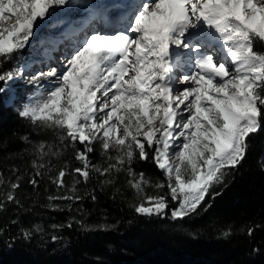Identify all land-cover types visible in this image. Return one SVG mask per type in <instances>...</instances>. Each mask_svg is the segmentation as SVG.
Instances as JSON below:
<instances>
[{"label":"snow or ice","instance_id":"1","mask_svg":"<svg viewBox=\"0 0 264 264\" xmlns=\"http://www.w3.org/2000/svg\"><path fill=\"white\" fill-rule=\"evenodd\" d=\"M73 3L0 0V67L29 46L38 31L59 27L63 21L57 9ZM92 18L102 27L73 41L61 68L25 77L31 65L17 60L0 72V95L22 78L34 86L18 115L52 131L59 141L55 151L37 144V159L59 157L71 148L79 162L74 168L66 162L49 176L57 192L48 196L46 206L71 209V202L84 199L78 184L96 176L101 187L112 185L123 172L135 192L137 202L130 206L137 215L164 218L170 213V219L181 220L195 214L206 197L219 195L216 188L226 185L245 159L250 136L264 126V51L255 48L256 42L264 43V0H117ZM82 31L63 35L69 39ZM96 145L103 164L90 158ZM149 160L166 182L153 183L135 169L137 161ZM32 166L34 188L40 184L37 177L55 167L36 159ZM66 175L73 177L71 187ZM22 179L17 175L7 184L9 190L0 192V211L6 202L20 203L15 192ZM147 186L167 192L146 195ZM86 194L96 199L95 189ZM81 225L86 230L115 227ZM33 231L43 229L39 224L22 229V237L31 239ZM253 231L249 228L248 235ZM230 234L222 233L225 238Z\"/></svg>","mask_w":264,"mask_h":264},{"label":"trees","instance_id":"2","mask_svg":"<svg viewBox=\"0 0 264 264\" xmlns=\"http://www.w3.org/2000/svg\"><path fill=\"white\" fill-rule=\"evenodd\" d=\"M255 48L264 51V43L256 42ZM25 136L29 141L23 139ZM40 142L46 144V151L48 146L53 151L59 147L52 131L34 127L18 115L15 105L5 103L4 94L0 95V173L5 179L0 192L9 190L7 184L15 182L17 175L23 177L15 192L20 203L6 202L0 211V264H264V126L250 136L245 159L226 185L216 188L219 195L206 197L195 214L181 220L170 219V213L164 218L137 215L130 206L137 202L135 192L128 187L123 172L116 174L112 185L101 187L96 176L87 184H78L84 199L71 202V209L48 208V196L57 192L49 176H55L66 162L73 168L79 162L71 148L59 157L37 159L33 149ZM90 158L93 163H104L99 145ZM34 159L55 166L37 177V188L29 183L35 171ZM134 167L153 183L165 181L162 171L150 160L137 161ZM14 169L18 171L14 173ZM65 181L71 187L73 177L66 175ZM93 189L95 200L86 194ZM157 191L163 194L167 188H145L146 195ZM81 221L89 227H115L86 230ZM37 224L43 231H33L31 239H24L22 229H34ZM54 224L65 227L53 228ZM249 228L254 229L251 235ZM225 230L231 232L227 238L222 235ZM52 235L60 239L53 241Z\"/></svg>","mask_w":264,"mask_h":264},{"label":"rangeland","instance_id":"3","mask_svg":"<svg viewBox=\"0 0 264 264\" xmlns=\"http://www.w3.org/2000/svg\"><path fill=\"white\" fill-rule=\"evenodd\" d=\"M114 1L115 0H74V3L70 8L57 9V18L61 19L63 23L55 29L49 28L47 30L41 29L38 31L36 35L30 40L29 46L22 50L19 55L14 54L10 60L3 63V66L0 67V72L12 68L17 60H20L21 63L31 65V67L26 70L24 74L25 77L34 75L38 71H48L52 67L61 68L64 62L62 60L59 61L57 58H67L66 53L70 54L73 41H79L83 39L84 33L90 32L92 28H99V22L94 21L93 18L91 21L87 20V17H93L90 11L92 8L90 7L104 8V6L111 4ZM81 22H87V27L82 28L81 25H79L78 28L77 26ZM81 28L83 31L79 32L78 35L72 36L69 39L64 38L63 34L65 32H72ZM53 34L54 37L58 36V40H62L63 43L59 45V47L54 44L52 46L53 52H51L50 50H52V47L50 44L53 37L49 36ZM42 46H44L45 49L44 53H49L50 51L51 56L49 57H51V59H49V57L45 58L42 54L37 52L38 48ZM34 91V86L26 84L23 78L16 80L12 91L4 93L5 103L15 105V108L18 110L23 103L27 102V97Z\"/></svg>","mask_w":264,"mask_h":264},{"label":"bare ground","instance_id":"4","mask_svg":"<svg viewBox=\"0 0 264 264\" xmlns=\"http://www.w3.org/2000/svg\"><path fill=\"white\" fill-rule=\"evenodd\" d=\"M102 10H103L102 7L92 8V9H91V13L102 12ZM87 20H88V21H91V20H92V17H87ZM95 20H97V19H95ZM95 20H94V21H95ZM81 27H82V28H83V27H87V22L81 24ZM86 30H88V29H86ZM88 31H89V30H88ZM60 36H61V35H60ZM49 37H53V38L51 39V44H50L51 47H52L54 44H55L56 46L59 47V45H61V44L63 43L62 40H58V36H57V37H54V34L51 35V36H49ZM52 48H53V47H52ZM52 48H51V49H52ZM44 51H45L44 46L38 48V50H37V52H38L39 54H42L45 58L51 56V55H50V51H51V50L49 51V53H44ZM52 51H53V50H52ZM57 59H59V61L62 60L63 62L66 60V59H64V57H58ZM216 59H219V56H217ZM229 64H230V63H229ZM230 71H231V66H230ZM177 87H178L179 89H182V88H183V85H178ZM157 192H158V191H157Z\"/></svg>","mask_w":264,"mask_h":264}]
</instances>
